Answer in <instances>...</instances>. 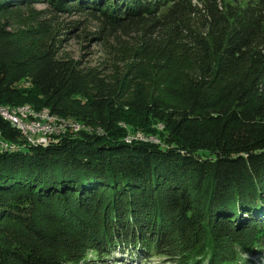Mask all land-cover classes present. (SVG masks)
Instances as JSON below:
<instances>
[{
	"label": "trees",
	"instance_id": "16d2710c",
	"mask_svg": "<svg viewBox=\"0 0 264 264\" xmlns=\"http://www.w3.org/2000/svg\"><path fill=\"white\" fill-rule=\"evenodd\" d=\"M65 14L99 65L63 53ZM23 105L84 128L37 145L0 116V264L260 252L264 0H0V107Z\"/></svg>",
	"mask_w": 264,
	"mask_h": 264
},
{
	"label": "rangeland",
	"instance_id": "374dc122",
	"mask_svg": "<svg viewBox=\"0 0 264 264\" xmlns=\"http://www.w3.org/2000/svg\"><path fill=\"white\" fill-rule=\"evenodd\" d=\"M226 2L227 0H223ZM248 1V0H244ZM34 10L38 12H47L48 7L44 4H34L33 5ZM27 16V15H26ZM60 24H61V37L64 39V54H68V56H71L77 60H79L82 64L86 66H97L102 62V54L100 51V48L98 47L95 39H91L92 37H95L97 34L96 26L93 22L90 20H87L86 17L83 15H67L64 16L60 15ZM70 27V30H69ZM69 30V31H68ZM30 106L29 105H23L18 106L15 108H11V110H20L22 108H26ZM0 108H6V107H0ZM47 110H42L41 114H46ZM10 116L12 113L10 112ZM5 117V116H4ZM7 120H10L9 118H6ZM10 124H12L11 121H7ZM1 137V136H0ZM144 137V136H143ZM147 138V137H144ZM150 139V138H149ZM2 143V140L0 138V144ZM260 252L253 257L251 256V264H264V244L260 249H258ZM88 264H133L131 261H129V258L126 257V259L120 258V256H114L109 257L104 262H97V256L94 254H90L88 256ZM90 261H93L92 263ZM145 264H172L167 259H164L163 257L155 256L153 257L149 262H146Z\"/></svg>",
	"mask_w": 264,
	"mask_h": 264
},
{
	"label": "built area",
	"instance_id": "2783aa9c",
	"mask_svg": "<svg viewBox=\"0 0 264 264\" xmlns=\"http://www.w3.org/2000/svg\"><path fill=\"white\" fill-rule=\"evenodd\" d=\"M10 112L12 115L10 116ZM0 116L4 119L9 118L13 127L26 137L27 141L32 144L46 145L50 141L49 136H61L69 130L78 132L84 127L80 124L62 120L56 116L46 114H35L29 107L20 110H11V108H0ZM5 116V117H4ZM146 140L154 141L153 138L146 139L142 134L129 136L127 141Z\"/></svg>",
	"mask_w": 264,
	"mask_h": 264
},
{
	"label": "water",
	"instance_id": "95a60500",
	"mask_svg": "<svg viewBox=\"0 0 264 264\" xmlns=\"http://www.w3.org/2000/svg\"><path fill=\"white\" fill-rule=\"evenodd\" d=\"M128 137H129V136H128ZM128 137H127V138H128ZM127 138H126V142H128V143H129V142H132V141H127Z\"/></svg>",
	"mask_w": 264,
	"mask_h": 264
}]
</instances>
